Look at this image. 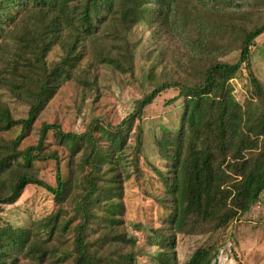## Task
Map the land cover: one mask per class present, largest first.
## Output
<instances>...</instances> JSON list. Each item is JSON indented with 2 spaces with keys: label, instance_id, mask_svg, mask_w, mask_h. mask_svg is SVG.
I'll use <instances>...</instances> for the list:
<instances>
[{
  "label": "trees",
  "instance_id": "obj_1",
  "mask_svg": "<svg viewBox=\"0 0 264 264\" xmlns=\"http://www.w3.org/2000/svg\"><path fill=\"white\" fill-rule=\"evenodd\" d=\"M188 0H0V85L29 105L28 116L15 118L8 106L0 102V206L14 203L25 186L33 183L47 189L57 198L68 191L69 181L61 175L58 154L45 153L49 130H54L72 152L80 150V140L92 144L88 188L77 201L75 211L82 219L75 228L73 264H104L107 254H101L87 240L91 223L88 219L93 205L101 206L106 189L99 185V171L108 160L107 150L94 146L95 135L64 131L58 123H43L36 145L20 148L27 129L31 128L41 111L47 107L64 81L89 75L98 64H108L121 72L131 70L133 55L129 32L140 22H148L154 34L170 25L190 26L188 38L196 42L204 35L218 31L221 37L232 30V17H222L233 0H223L208 6L222 20L195 19L181 15ZM202 4L189 0V5ZM207 6V5H206ZM192 17V16H191ZM183 18V20H181ZM181 20V21H179ZM232 22V23H231ZM234 24V23H233ZM237 27H239L237 25ZM241 53L235 62L214 60L192 66V81H164L137 100L129 115L132 121L142 116L143 109L165 89L177 87L179 93L171 102L184 98L185 118L180 131L157 141L160 154L169 162L167 175L160 172L165 192L159 197L164 205V229L156 232L157 244L162 245L151 264H179L175 254V236L214 233L248 213L264 192V86L250 65L251 46L264 33V23L241 27ZM198 37H193L192 33ZM203 46L201 41L198 43ZM215 46L214 41L209 43ZM62 51L59 60H48L55 47ZM209 46V45H208ZM87 58V68L80 72L77 65ZM245 64L249 70L254 93L246 101L256 103L257 113L251 112L235 98L231 80ZM81 73V75H79ZM198 73V74H197ZM21 125L15 137L7 139L3 132ZM101 131L122 146L121 131ZM117 136L121 137L119 141ZM57 160L56 186L39 177L35 162ZM115 178V177H114ZM109 192L113 193V187ZM112 209H109V212ZM119 222L113 214L105 215L104 227L109 233L112 223ZM60 224L51 215L32 229L0 226V264H18L21 256L29 264H45L48 258L62 251L50 245ZM42 232V233H41ZM47 236L44 238L43 235ZM118 238V237H115ZM102 245V244H101ZM100 245V246H101ZM125 264H134L135 252L116 253ZM216 251L212 245L199 247L182 264H211Z\"/></svg>",
  "mask_w": 264,
  "mask_h": 264
},
{
  "label": "rangeland",
  "instance_id": "obj_2",
  "mask_svg": "<svg viewBox=\"0 0 264 264\" xmlns=\"http://www.w3.org/2000/svg\"><path fill=\"white\" fill-rule=\"evenodd\" d=\"M199 1L202 4L192 6L188 0L181 7L182 16L190 15V24L193 17L209 21V24L214 20L219 22L221 16L228 17L230 12L234 23L231 22L232 30L222 37L218 31L211 36L206 33L202 40L195 42L193 38H188L189 25L185 27V34L182 32L183 26L173 24L162 30L158 37L148 22L136 24L129 32L132 69L121 72L111 65L98 64L89 75L64 81L34 125L26 130L20 144L21 149L36 145L42 124L46 122L58 123L64 131L79 134L93 132L96 137L94 146L108 151V160L96 162V165L104 164L98 174L101 178L97 181L101 190L106 189V195L101 206L93 205L89 211L91 226L87 231V240L92 241L93 248L99 247L101 254H107L104 264H125L116 253L127 251L135 252L134 264H151L162 247L156 240V231L165 227L166 214L164 205L159 201L165 192L160 172L167 175L169 162L160 154L157 141L167 135L166 130L175 134L180 131L185 118V100L181 97L171 102L170 99L179 93V89H165L143 109L141 117L132 121L129 115L135 111L137 100L164 81L197 80L192 66L199 70L198 65L215 59L237 61L243 32L240 28L264 23V0H233L221 16L208 6L219 1L223 6V0ZM192 36L198 37L195 32ZM201 41L203 46L198 44ZM212 41L214 47L209 44ZM61 53V49L55 46L48 60H59ZM87 63V58L83 59L75 71L87 68ZM250 65L264 86V33L251 46ZM231 83L237 101L245 109L257 113L258 105L246 102L254 89L245 64ZM0 102L8 106L15 118L28 116L29 105L1 85ZM101 128L121 131L122 146L114 145L115 140L103 133ZM20 131L21 125H18L2 134L10 139ZM117 137L119 141L121 137ZM84 142L80 140V150L72 152L54 130H49L44 152L58 154L61 175L69 181L68 191L57 198L47 189L30 183L14 203L0 206V226L11 224L16 228L32 229L51 215L58 216L60 224H67L64 228L59 225L49 243L62 253L48 258L45 264H73L74 226L82 219L75 207L88 188L85 177L89 175L88 155L92 149L90 142ZM34 165L40 178L53 186L57 185V160L37 161ZM111 187L113 193L108 191ZM110 208L112 210L109 212ZM109 213L110 216L114 214L119 222H113L106 234L104 219ZM46 236L43 235L44 238ZM175 239L179 264L188 260L199 247L209 245L216 251L211 264H264V192L248 213L225 228L207 234L177 233ZM29 261L21 256L18 264H29Z\"/></svg>",
  "mask_w": 264,
  "mask_h": 264
}]
</instances>
